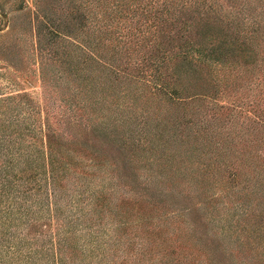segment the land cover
I'll return each mask as SVG.
<instances>
[{"label":"rangeland","instance_id":"374dc122","mask_svg":"<svg viewBox=\"0 0 264 264\" xmlns=\"http://www.w3.org/2000/svg\"><path fill=\"white\" fill-rule=\"evenodd\" d=\"M172 17H190L191 30L201 29L194 17H210L212 35H223L225 41L228 39L231 43L236 31L231 24L245 21L242 31L246 33L242 38L252 42V57L256 62L251 72L244 74L245 67L234 58L224 64L213 62L204 75L208 81L204 80L214 85L208 93L210 98H186L179 105L182 111H176V106H170V111H175L171 119L176 122L182 119L184 111V118L192 117L193 128L200 126L202 121L209 125V130L218 132L231 124L235 128H231L233 147L228 149V159L234 161L235 157H243L252 163L264 154V125L260 126L255 116L244 110L253 111L254 102L264 97V80L259 81L264 79V0H0V136H6L10 144L17 147L21 144L20 133L42 129L40 119L48 116L54 131L51 154L54 155V170L59 171L57 183L62 189L59 190L61 204L70 201L82 205L85 193L91 198L99 193L101 201H107L110 207L107 210L101 209L102 204H91L90 220L70 228L66 226L63 231L66 252L70 247L75 249V254L66 255L67 262H72L75 255L77 261L83 258L85 264H142L147 258L139 262L133 255L147 246L148 253H155L150 246L153 239H157V244L163 243L162 250L158 248L151 258L152 264H161L160 255L164 247L169 246L166 243L172 241L169 237L172 233L167 228L168 237L164 239V226L160 221L173 209L148 203L149 192L157 189L161 194L165 192V198H174L181 207H192L205 196L216 199L207 204L209 210L201 208L189 212L192 216L189 222L195 233L183 242L194 253H201L199 263L264 264L263 235L250 237L245 231L238 239V247L236 240H229L232 227L228 228L225 220V215L234 210L231 209L234 203L241 201L245 193L250 195L243 187V179H255L264 171L246 162L238 169L239 183L233 185H227V173H222L218 179L211 172L206 179L210 178L213 186L205 193L202 186L194 182L197 172L184 168L176 171L179 161L174 166L177 175L173 176L175 171L169 173L167 166L172 165L173 160L164 159L162 164V158L151 159L149 152L136 156L130 145L122 143L128 133L146 137L144 133H154L158 128L156 118L151 117L153 113L148 118L139 114L140 107L146 104L148 107L151 102L153 109L159 111L154 96L144 99L136 95L138 89L149 84L150 78L147 75L138 79L132 74L141 62L145 63L147 51L166 42L160 38L163 27L159 21L167 20V30L173 37L170 39H179L182 26ZM222 51L221 58L231 52L225 48ZM193 54L188 57L192 65H208V59L203 61L202 55ZM122 98L126 107L135 100V116L123 105L122 109L118 108L116 103L122 102ZM260 103V108L264 109V102ZM233 104L241 108L231 107ZM142 117L147 119V124L143 125ZM175 129L168 126L163 138L168 141ZM182 129L188 130L182 125L176 131ZM221 139H224L222 135L218 141ZM23 142L33 146L35 139L28 135ZM36 144L41 149L38 140ZM187 146L178 148L181 154L187 151L184 149ZM154 149L152 152H159L158 148ZM218 166L212 162L213 174L219 172ZM63 177L66 186L61 183ZM24 179L31 178L25 176ZM141 186L147 190H141ZM154 187L156 189H151ZM212 206L215 212L210 211ZM160 210L165 213L157 219ZM100 217H103L101 222H95ZM97 225L102 231L101 242L105 243L94 251L90 248L89 233ZM157 227L160 234H157ZM45 231L49 234L55 228L48 227ZM124 246L132 249L126 256ZM102 249L107 253L105 258L99 252ZM85 252L88 259L84 258ZM122 259L124 262H120Z\"/></svg>","mask_w":264,"mask_h":264},{"label":"trees","instance_id":"16d2710c","mask_svg":"<svg viewBox=\"0 0 264 264\" xmlns=\"http://www.w3.org/2000/svg\"><path fill=\"white\" fill-rule=\"evenodd\" d=\"M188 7L190 6L188 5ZM172 18L179 26H182H176L182 29L179 39L177 41L175 39H170L173 37H171L170 31L167 30V20L159 21L163 27V29L161 28L162 35L160 38L165 39L166 42H161L162 45L147 51L148 55L145 56V63L143 64L141 62L138 65L139 68L132 74L133 77L138 79L144 78L147 75L150 78L148 79L149 84L138 89L136 95L138 97L143 96L144 99L149 95L154 96L153 99L157 100L155 106L159 108V111L156 112L153 109L151 102L148 107L147 104L144 105V107H140L139 114L141 116L146 115V118H148V116L153 113L151 117L156 118V124H159L158 128H156L154 133L150 131L144 133L146 137L144 135H138L136 137L128 133V137L126 136V138H123L122 143L130 145V147L135 150L134 153L136 156L141 152H149V154H151L149 155L151 159L152 157H157L158 159L162 158V164L164 163V159L165 161L173 160L172 165H167L169 167V173L175 171L174 166H176L179 161L176 171L180 172L181 168H184L185 170L197 172L195 176L196 179L193 177L195 179L194 182L197 183L199 187L201 185L206 193L207 191L210 192V188L213 186L212 180L210 178L206 179L211 172L212 175L218 179L222 173H227L229 177L227 185L239 183L238 180L240 179L238 178L237 180L238 169H242V166L248 161L243 157H235L234 161L228 159V149H232L233 147L231 128L235 127H232L230 124L228 127L224 126L223 129L217 132L209 130V125L201 121L200 126L193 128L195 123L192 117L184 118V111L181 115L182 121L176 122L172 120L171 118L174 117L173 112L175 111H170L172 110L170 106H176V111H182L179 105H181L180 103L186 100V98H210L208 93L214 85L210 82H206L205 80H207V78L204 75L207 73L208 67L212 66L213 62L224 64L226 60L231 62L230 58H234L236 61H239V65L245 67L244 74L250 73L256 62H254V58L252 57V42H246L245 39L242 38L244 37L243 34L246 33L242 31V27L245 26V21H236L237 25H234L232 21L230 22L232 23V30H236L234 41L231 43L228 39L226 42L223 35L219 37L212 35V24L208 21L210 17H194L197 19H195V21L201 25V29L198 30H196V27L191 30L190 17H186L188 19L180 17ZM238 32L242 34L241 37ZM189 34H193L194 37ZM239 38H241V41ZM130 41H132L131 36ZM222 48L230 50V55L221 58L223 55ZM194 52L202 55L203 61L208 59V65L205 63H203V67L201 63H194L192 65L188 57L193 56ZM221 59H224V61ZM186 65L188 67H186ZM108 70L111 71L110 69ZM261 80L263 81L264 79H259V81ZM181 94L186 95L180 97L179 95ZM123 102L126 101L122 98V102L119 100L116 103L118 108L122 109L123 105L124 108H128L130 113L134 115L133 109L137 107L133 106L135 100L132 101L129 107H126L127 105ZM260 102H264V97L261 99L258 98V100L254 102L252 106L253 111H244L251 112V115L255 116L257 122H259L261 126V123L264 125V109L260 108ZM231 107L241 108V106L237 104H233ZM39 108L38 106L37 109ZM30 114L35 115L32 113ZM47 118L49 117L46 116L44 120L40 119L42 129H29V133L21 132L19 135L21 137V144H18L17 147L11 145L6 136H0V264H85L83 258L77 261L78 257L75 255L72 258V262L66 261V255L75 254V249L74 247H70L69 251L66 252L67 246L64 244L65 237L63 239V231L69 226L81 225L86 219L90 220L89 214L91 204L96 206L102 204L101 209H110L107 201H101V194L99 193L95 198H91V195L85 193L82 205L71 204L70 201L64 205L61 204L59 190L61 191L62 189L61 184L58 185L57 183L59 181L57 178L59 171L55 172L54 170L52 160L54 155L51 154L53 151L52 138L54 131L51 129L49 119ZM146 118H141L143 119V125L147 124ZM175 119H178V117ZM140 121L139 119V122ZM166 121L168 122L166 123ZM25 123L29 124L28 122ZM182 125L188 130L184 132L182 129V131L177 132L176 130H180ZM168 126H171L173 129L176 127V129L175 131L172 130L171 134L173 135L169 136L167 141L163 138V133H165L164 131L167 132ZM244 128H247V126ZM151 134L153 135L152 139L149 138ZM28 135L35 139V144L33 146L30 144L25 145L23 142L25 136ZM220 135L223 136V140L225 141L222 139L218 141ZM260 139L261 138H259V141ZM37 140L40 142L41 149L38 148L36 144ZM188 142H191V144H188ZM185 144L188 145L184 148L187 151L181 154L178 148ZM234 145H236L235 140ZM154 147L159 149L158 153L152 152L155 150ZM40 153L44 154L40 156ZM239 155L243 156L242 153ZM143 156L144 155L141 157ZM237 159H239V161H237ZM248 159L250 160V158ZM212 162L219 165L216 169L219 172L216 174H213L215 168L212 169L210 167ZM250 165L259 167L264 171V154L260 155V158L255 161L253 160ZM44 166L45 169L42 171L41 168H44ZM28 169H30L28 174H24ZM176 171L173 173V176L177 175ZM198 175L199 177L197 178ZM25 176H30L31 179L25 180ZM171 176L172 174L170 177ZM199 178H203L204 180H199ZM243 180V187L249 190L250 195L247 196V193H245L241 201L234 203L233 208H231L234 210L225 215L228 228L232 227L230 233L232 236L230 239L227 235H224V237H228L230 242L236 240L238 247H240L238 239L245 231H248L250 237L254 234L260 235L261 237L263 235L264 237V174H258L255 179L246 177ZM61 183L66 186L65 177H63ZM151 189L156 188L154 187ZM141 190H147V188L141 186ZM148 196V203H152L156 206L158 204L161 206H171L173 209L166 213L160 210L159 216L157 215V219H159L161 214L165 213L163 215V221H160L164 226L162 232L163 238L165 239L168 237V235H166L169 231L167 228H170L172 233V236H169L172 238V241L166 243L169 244V246L164 247L163 253L160 255L161 264H204L203 262L199 263V254L201 253H194L193 249L183 242V239L187 240L195 233L193 225L189 222V218L192 217L189 215V212H196V210H200L201 208L209 210L207 204L214 203L216 199L205 196V198L202 197L203 199L198 198L199 200L197 199L198 201H196L192 207H181L174 198H165V192L161 194L157 189L150 191ZM158 207L160 208V206ZM214 209L216 208L212 206L210 211L215 212L213 211ZM221 216L223 217V215ZM102 219L103 217L95 219V222L98 220L97 223H100ZM113 221L111 220V222ZM150 223L153 224L152 222ZM153 226H151V228ZM48 227L55 228V231L49 234L45 233ZM100 229V225H97L96 228L92 229L93 232L91 233L90 231L89 233L90 248L94 251L99 250L100 248L98 247L105 243L101 242L100 233L102 234V231H100ZM152 233L154 234L153 230ZM157 234H160V228H158ZM153 240L150 248L155 250V253H148L146 249L149 246H147L143 248V250L138 249L133 255V258L139 262L147 258V262H142V264H152L153 257L151 258V256L155 255L159 249L162 250L161 245L163 244H157V239ZM229 240L227 242H229ZM48 241L50 242L49 244ZM129 250H132L130 246H124L125 256ZM99 252L103 257L107 256L104 249ZM207 252L209 254V251ZM88 257V253L85 252L84 258L88 259ZM193 259L197 260L195 261ZM120 262H124V260L122 259ZM158 264H160V262H158Z\"/></svg>","mask_w":264,"mask_h":264}]
</instances>
